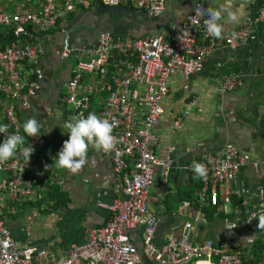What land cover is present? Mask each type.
Segmentation results:
<instances>
[{"label": "built area", "instance_id": "built-area-1", "mask_svg": "<svg viewBox=\"0 0 264 264\" xmlns=\"http://www.w3.org/2000/svg\"><path fill=\"white\" fill-rule=\"evenodd\" d=\"M208 1L196 2L184 23L167 35L131 36L103 30L92 45H74L66 35L55 50L67 63L68 76L61 83L54 107L68 120L90 112L114 120L113 134L119 141L111 152L99 151L109 154L114 172L116 197L111 203L98 202L111 217L90 229L84 242L69 244L58 259L55 253L48 254L36 245L16 242L6 224V209L14 212L20 203L33 206L42 198V186L52 182L45 166L43 135L27 137L22 127L44 77L39 64L47 50L40 39L57 29L65 32L58 27L60 22L95 2L105 6L130 3L156 17L163 12L165 0H0V124L8 125V134L25 135V145L34 148L28 162L18 154L0 165V264H264L261 259H248L240 249L223 252L210 239L192 242L188 235L191 221L183 223L178 236L160 245L154 242L159 221L156 209L149 204L154 167H161L160 182L165 184L172 164L168 153L161 156L155 151L154 127L164 111L170 76L181 74L187 80L201 71L211 52L223 47L234 51L251 38V20L224 34L223 39L209 36L206 17L198 15L213 8ZM254 23L264 24V2ZM88 76L96 82L91 80L85 88ZM242 80L240 70L228 68L219 75V88L235 89ZM183 87L187 89L188 84ZM73 98L80 102L79 107ZM194 101L187 102L182 114L176 116L175 127H180ZM4 138L0 133V142ZM193 162L206 167V176L198 177L200 184L195 191V205L201 209L206 204L217 205L219 200L230 202V184L248 157L226 142L220 154L205 153L190 163L196 174ZM250 162L258 167L256 161ZM262 182L264 185V177ZM260 212H264L263 201L239 226L243 230L254 227L257 218L253 214ZM135 230L141 231L139 246L133 240ZM26 233L30 235L27 229ZM47 256L50 261L44 263Z\"/></svg>", "mask_w": 264, "mask_h": 264}, {"label": "crops", "instance_id": "crops-1", "mask_svg": "<svg viewBox=\"0 0 264 264\" xmlns=\"http://www.w3.org/2000/svg\"><path fill=\"white\" fill-rule=\"evenodd\" d=\"M198 1L202 0H165L163 12L156 17H149L130 3L105 7L95 2L91 7L78 8L63 19L58 27L65 32L57 29L41 37L47 50L39 64L44 77L39 95L26 118L35 117L42 125L40 134L46 142L49 177L66 195L68 202L55 209H49L47 204L27 206L26 217L17 210L16 218L7 215L8 221L15 223L10 231L16 242L36 245L48 254L55 253L60 259L69 244L84 242L90 229L103 225L111 217L110 211L98 202L111 203L116 197L109 154H101L89 147L88 160L78 172L56 166L57 153L68 139L63 127L68 118L54 107L61 83L68 76L67 63L55 53L63 38L68 35L70 43L85 46L94 44L97 34L103 30L131 36L167 35L184 23ZM263 2L209 0L207 3L213 8L227 6L228 12L239 15L236 23L226 22L228 17L225 15L224 34L246 21H253L250 40L234 51L223 47L211 52L201 71L187 80L181 74L170 76L169 92L163 100L164 111L154 127L156 153L161 156L168 153L172 159L165 184L160 182L161 167H154L155 183L149 192V204L159 216L154 236L156 245L178 236L183 223L191 221L188 235L192 242L210 239L223 252L240 249L264 262V230L256 227L258 217L254 227L248 230L239 226L250 211L264 202V192H261L264 188V24L254 23ZM228 68L243 73L242 84L232 90H221L219 75ZM91 80L89 76L84 80L85 88L92 84ZM186 83L188 88L184 89ZM192 99L195 101L188 116L180 127H175L176 116L182 114L185 104ZM226 142L246 154L248 162L239 168L230 184V202L219 200L217 205L206 204L199 209L195 205V191L200 181L189 165L205 153L220 154ZM250 161H256L258 167ZM252 234L253 242L243 243L241 238ZM133 235L139 246L141 231L135 230ZM49 261L48 256L43 259L44 263Z\"/></svg>", "mask_w": 264, "mask_h": 264}, {"label": "clouds", "instance_id": "clouds-1", "mask_svg": "<svg viewBox=\"0 0 264 264\" xmlns=\"http://www.w3.org/2000/svg\"><path fill=\"white\" fill-rule=\"evenodd\" d=\"M198 15L205 16L204 21L209 36L215 39H223L225 33V23H236L239 20L237 12H228L227 6L218 8H207L199 12ZM227 15L228 20L224 22ZM76 107L80 106V102L73 98ZM116 126L114 120L98 116L94 112H90L86 117H72L63 125L65 132L68 133V139L62 144V148L57 153L56 166L65 168L75 173L83 168L88 160L89 147L96 151L111 152L115 149L118 138L113 134ZM23 133L27 137H36L40 134L42 125L35 118H28L23 123ZM0 133L4 134L3 142H0V165L5 164L8 160L22 154L30 159L34 148L25 145V135L19 132L8 134V125L0 124ZM192 170L197 177L204 178L206 176V167L204 164L193 162ZM256 227L264 230V212L253 214V218H257ZM249 223L251 220L248 221ZM243 243H252L253 234L241 238Z\"/></svg>", "mask_w": 264, "mask_h": 264}, {"label": "trees", "instance_id": "trees-1", "mask_svg": "<svg viewBox=\"0 0 264 264\" xmlns=\"http://www.w3.org/2000/svg\"><path fill=\"white\" fill-rule=\"evenodd\" d=\"M45 166L48 170V175H49V168L46 163V160H45ZM42 189H43V193H42L43 195L41 200L33 204V206L39 207L40 204H47V206H49V209H55L57 206L65 205L68 202L66 195L60 190L59 186H57L56 184L50 182L49 184L42 186ZM26 204L28 206L31 203H26ZM6 215H10L11 217L16 218L14 215H11L9 213H7ZM254 256L257 257L256 255Z\"/></svg>", "mask_w": 264, "mask_h": 264}, {"label": "rangeland", "instance_id": "rangeland-1", "mask_svg": "<svg viewBox=\"0 0 264 264\" xmlns=\"http://www.w3.org/2000/svg\"><path fill=\"white\" fill-rule=\"evenodd\" d=\"M15 2H16V0H15ZM17 4H19V2H17ZM111 10V9H110ZM91 23H88V25H90ZM83 25H85V24H83ZM15 208H16V205H13ZM27 206L24 204V203H20L18 206H17V211H20L22 214H23V216H27L26 214V211L25 210H27V208H26ZM12 211L11 209H6V211L9 213V214H11V215H14L15 217H16V213H18L17 211ZM23 211V212H22ZM46 214V213H45ZM6 224H7V227L11 230H13L14 229V227H15V223H14V221H8V219H6ZM245 256L248 258V259H254L253 257H252V255L251 254H245Z\"/></svg>", "mask_w": 264, "mask_h": 264}, {"label": "water", "instance_id": "water-1", "mask_svg": "<svg viewBox=\"0 0 264 264\" xmlns=\"http://www.w3.org/2000/svg\"><path fill=\"white\" fill-rule=\"evenodd\" d=\"M102 5H103V4H102ZM103 6H105V5H103ZM105 7H106V6H105ZM105 7H104V8H105Z\"/></svg>", "mask_w": 264, "mask_h": 264}]
</instances>
